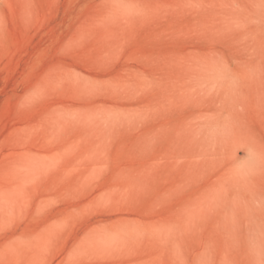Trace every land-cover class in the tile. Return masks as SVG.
Masks as SVG:
<instances>
[{"label": "rangeland", "instance_id": "374dc122", "mask_svg": "<svg viewBox=\"0 0 264 264\" xmlns=\"http://www.w3.org/2000/svg\"><path fill=\"white\" fill-rule=\"evenodd\" d=\"M0 264H264V0H0Z\"/></svg>", "mask_w": 264, "mask_h": 264}]
</instances>
